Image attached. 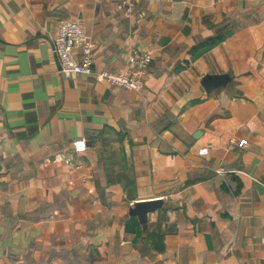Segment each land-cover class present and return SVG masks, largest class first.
I'll return each mask as SVG.
<instances>
[{"label": "crops", "instance_id": "0c3cea01", "mask_svg": "<svg viewBox=\"0 0 264 264\" xmlns=\"http://www.w3.org/2000/svg\"><path fill=\"white\" fill-rule=\"evenodd\" d=\"M121 1L0 0V264H264V0ZM64 21L92 74H59ZM133 52L137 91L97 81Z\"/></svg>", "mask_w": 264, "mask_h": 264}, {"label": "built area", "instance_id": "2783aa9c", "mask_svg": "<svg viewBox=\"0 0 264 264\" xmlns=\"http://www.w3.org/2000/svg\"><path fill=\"white\" fill-rule=\"evenodd\" d=\"M139 1L141 0H122L125 13L130 14ZM92 49L93 42L79 22L64 21L57 26L52 51L58 63L59 74L63 77L92 74ZM149 59L148 53L139 55L133 52L127 59V63L131 66L129 71H101L95 74V77L97 81H105L127 91H137ZM246 144L247 141L241 140L238 147L243 148ZM72 146L75 153L85 151V142L82 139L75 141ZM207 153L206 149L199 151L201 156H206ZM133 204L131 202L129 206L132 207Z\"/></svg>", "mask_w": 264, "mask_h": 264}, {"label": "water", "instance_id": "95a60500", "mask_svg": "<svg viewBox=\"0 0 264 264\" xmlns=\"http://www.w3.org/2000/svg\"><path fill=\"white\" fill-rule=\"evenodd\" d=\"M230 81V76L227 74L213 75L207 74L201 79V86L205 92H209L219 87H224ZM160 206L159 201H143L134 203L129 209L131 216L137 217L140 223L146 222V215L153 212Z\"/></svg>", "mask_w": 264, "mask_h": 264}, {"label": "trees", "instance_id": "16d2710c", "mask_svg": "<svg viewBox=\"0 0 264 264\" xmlns=\"http://www.w3.org/2000/svg\"><path fill=\"white\" fill-rule=\"evenodd\" d=\"M220 39H215V40H208L202 44H200L199 46H197V49H195L196 52H199V51H203V50H200L201 48L206 50L210 47H212L213 45L219 43Z\"/></svg>", "mask_w": 264, "mask_h": 264}]
</instances>
